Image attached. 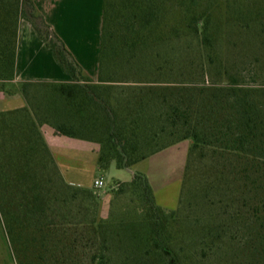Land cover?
Returning <instances> with one entry per match:
<instances>
[{
    "label": "trees",
    "instance_id": "trees-1",
    "mask_svg": "<svg viewBox=\"0 0 264 264\" xmlns=\"http://www.w3.org/2000/svg\"><path fill=\"white\" fill-rule=\"evenodd\" d=\"M262 17L264 0H104L98 76L93 80L83 74L64 42L37 13L32 0H0V85L15 80L21 20L31 23L63 70L74 79L72 83L22 84L25 97L30 86L46 88L60 109L54 115L45 110L35 118L28 103L23 109L0 113V125L9 132L7 140L0 142V161L11 167L10 175L0 165V199H4L0 216L16 264H68L81 258L78 248L86 246L91 249V264H110L112 260L105 240H98L110 220L94 217L83 223L76 220L80 214L71 217L62 210L50 218L47 215L50 195L43 191L38 180L40 170L34 166L46 168L49 164L59 172L40 127L52 119L50 126L56 136L96 143L101 170L111 164L117 169L130 168L183 140H193L192 153L200 141L194 122L197 104L191 89L155 80L128 79L117 67H131L137 53L160 44L167 34L178 36L181 30L193 34L212 53L221 21L244 30L262 25ZM209 63L221 72L220 58L210 56ZM161 68L150 67L152 77L160 74ZM240 78L242 72L236 70L228 77V87L218 88L226 92L222 103L225 114L215 121V149L231 164L235 193L242 192V199H264V90L256 99L251 90L240 85ZM127 93L131 94L129 98H120ZM7 144L8 152L4 148ZM59 176L62 188L54 193L56 202L65 205V194L72 201L82 196L96 208L97 197L91 190L67 185ZM118 186V196L131 191L144 205L135 213L139 221L126 228L132 251L125 253L119 264H184L166 245L173 235L169 228L175 218L162 217L145 176L135 173L131 182ZM6 199H10L9 204ZM238 216L232 218L233 223L240 220ZM256 219L262 221L256 227L260 232L264 230V211ZM261 237L264 239V232ZM149 246L160 251L153 252Z\"/></svg>",
    "mask_w": 264,
    "mask_h": 264
},
{
    "label": "rangeland",
    "instance_id": "rangeland-1",
    "mask_svg": "<svg viewBox=\"0 0 264 264\" xmlns=\"http://www.w3.org/2000/svg\"><path fill=\"white\" fill-rule=\"evenodd\" d=\"M261 19L262 25L244 30L226 20L221 21L212 53L204 49L193 34L181 30L178 36L167 34L160 44L137 53L131 67L118 66L128 79L155 80L162 85L191 89L197 104L194 122L198 124L196 133L200 145L191 153L193 140L180 141L138 162L133 171L117 169L114 164L106 170L97 166L85 176L87 186L102 179L101 188L96 189L93 184L89 189L97 197L96 208L82 196L72 201L66 194L63 197L65 205H60L54 198V193L62 188L59 173L49 164L46 168L35 165L40 170L38 180L41 187L50 195L47 199L49 218L62 210L71 217L80 214L76 220L83 223L94 217L110 220L105 224L103 237L98 240L99 243L105 240L108 255L112 257L110 264H119L125 259V253L132 251L128 239L130 232L126 228L139 221L135 213L144 209V205L131 191L125 190L118 196L117 183L130 182L134 173H140L147 179L162 217L175 218L169 228L173 235L166 245L182 263L264 264V239L261 237L264 230H256L262 223L257 222L256 216L258 219L262 217L264 199H242V192L235 193L237 186L231 164L215 149L218 145L215 121L225 114L222 103L226 92H219L218 88L228 87L229 75L240 70V85L251 90L256 99L261 98L264 90V17ZM210 56L221 59L223 68L220 73H217L216 65H210ZM156 65L162 68L160 74L152 77L150 67ZM130 95H120V98H129ZM26 99L35 118L45 110L50 115L60 111L53 104L50 92L42 86L28 87ZM50 123L42 126L49 127ZM8 137L9 132L0 125V142ZM4 148L9 151L8 144ZM0 165L11 175L8 162L2 164L0 161ZM6 200L9 204L10 199ZM3 202L4 199H0V205ZM236 214L240 220L233 223ZM150 247L153 252L160 251ZM78 250L82 257L68 261V264H91L88 258L91 249L86 246Z\"/></svg>",
    "mask_w": 264,
    "mask_h": 264
},
{
    "label": "crops",
    "instance_id": "crops-1",
    "mask_svg": "<svg viewBox=\"0 0 264 264\" xmlns=\"http://www.w3.org/2000/svg\"><path fill=\"white\" fill-rule=\"evenodd\" d=\"M32 2L37 13L64 42L81 66L83 74L96 80L104 0ZM73 81L72 76L63 70L52 49L38 36L31 23L21 20L18 25L16 76L14 81L0 85V113L27 107V99L21 88L25 82ZM40 132L64 182L72 187L91 189L94 182L92 186H87L85 176L97 167L98 145L87 140L56 136L50 126H41ZM135 165L126 169L133 171ZM121 183L129 182H118L117 185ZM0 226V264H16L1 220Z\"/></svg>",
    "mask_w": 264,
    "mask_h": 264
},
{
    "label": "built area",
    "instance_id": "built-area-1",
    "mask_svg": "<svg viewBox=\"0 0 264 264\" xmlns=\"http://www.w3.org/2000/svg\"><path fill=\"white\" fill-rule=\"evenodd\" d=\"M102 186H103L102 179L95 180V182H94V187H95L96 189H99V188H101Z\"/></svg>",
    "mask_w": 264,
    "mask_h": 264
}]
</instances>
